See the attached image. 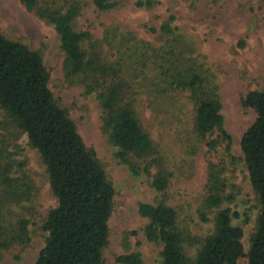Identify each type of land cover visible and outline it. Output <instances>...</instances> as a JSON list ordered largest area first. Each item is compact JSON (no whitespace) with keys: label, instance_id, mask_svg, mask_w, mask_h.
<instances>
[{"label":"rangeland","instance_id":"1","mask_svg":"<svg viewBox=\"0 0 264 264\" xmlns=\"http://www.w3.org/2000/svg\"><path fill=\"white\" fill-rule=\"evenodd\" d=\"M112 1L114 7L105 11L97 9L92 0H55L54 4L62 9L68 5L77 8L73 27L87 32L90 40L86 45L98 47L108 61L119 59L117 50L110 49L105 41L107 31L115 29L119 35L130 32L136 40L132 42L137 46L134 60L142 61L145 56L153 60L161 54L166 59H179L182 71L192 69L205 75L218 96L223 125L232 140L231 152L241 157L240 137L255 118L250 108L241 105V98L250 90H264V0ZM43 2L46 0H40V5ZM166 23L171 33L161 31ZM0 30L7 38L41 53L53 97L76 124L85 146L94 150L113 186L103 264H121L116 257L131 252L140 254V264H159L161 245L148 242L142 234L147 220L137 212L140 202H163L172 207L183 232L184 252L194 256L197 243L213 230L214 210L205 211L206 221L201 219V211L208 162H216L217 154L209 152L192 131L193 107L186 93L157 96L137 79L141 85L135 103L138 120L169 174L166 189L159 193L150 186L148 175L134 176L115 157L116 148L109 143L96 94L67 78L62 70L64 53L53 26L20 0H0ZM172 39L178 45H170ZM168 46L176 48L175 55L164 54L163 48ZM127 61L126 69H131ZM148 75L151 79L153 72ZM147 83L151 84L150 80ZM0 144L6 152L2 153L4 161L10 166V183L3 184L6 199L0 189V234L21 237L0 251V264H33L46 237L43 220L56 200L38 153L2 110ZM225 166L221 174L226 185L224 194L232 198L224 200L220 208L227 207L235 214L232 224L242 228V243L247 251L258 204L242 162L232 164L228 160ZM155 171L153 166L151 173ZM20 220L25 221L22 232ZM237 264H246V259Z\"/></svg>","mask_w":264,"mask_h":264},{"label":"trees","instance_id":"2","mask_svg":"<svg viewBox=\"0 0 264 264\" xmlns=\"http://www.w3.org/2000/svg\"><path fill=\"white\" fill-rule=\"evenodd\" d=\"M92 1L101 11L115 5L112 0ZM20 2L28 9H35L53 26L64 53L62 70L66 77L96 94L109 143L116 148L115 157L134 176L148 175L150 186L156 192L166 189L169 174L161 157H156L154 143L138 120L135 103L141 85L137 79L142 80L148 92L157 96L184 92L192 104V131L204 141L209 152L217 154L216 162H208L206 196L201 211L204 212L201 219L206 221L205 211L214 210L213 230L197 243L194 256H188L175 210L163 202H140L137 212L147 220L142 234L148 242L161 245L159 264H237L242 258L246 259V264H264V90H250L241 98V105L250 108L255 118L240 137L241 157H236L231 152V136L223 125L218 96L201 72L182 71L179 59H166L161 54L155 55L153 60L145 56L142 61H136L133 57L137 46L132 44L136 40L130 32L119 35L115 29L107 31L105 41L110 49L117 50L119 59L108 61L98 47L86 45L90 40L87 32L73 27L75 6L62 9L54 4L55 0H46L41 5L40 0ZM161 31L171 33L170 25L163 24ZM169 44L177 42L172 39ZM174 49L168 46L163 52L175 55ZM127 60L131 69H126ZM46 70L39 51L7 38L0 30V110L38 153L48 187L56 200L43 220L46 237L33 264H103L114 189L94 150L85 146L76 124L53 97ZM150 71L153 72L151 79ZM3 152L0 144V189L4 192L2 198L6 199L3 184L10 183L7 175L10 166L4 161ZM228 160L232 164L242 162L258 204L247 251L242 243V228L232 224L235 214L227 207L220 208L224 200L232 198L224 194L225 179L221 177ZM153 166L156 171L151 173ZM20 223L22 232L25 221L20 220ZM2 235L0 251L21 238L11 233L8 238ZM116 261L140 264L141 259L138 252H131L118 255Z\"/></svg>","mask_w":264,"mask_h":264}]
</instances>
